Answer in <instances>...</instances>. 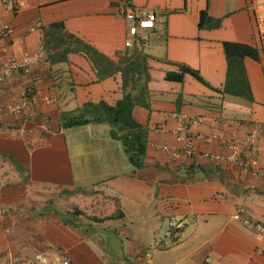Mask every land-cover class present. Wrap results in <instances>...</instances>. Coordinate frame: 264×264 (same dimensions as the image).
<instances>
[{
  "label": "crops",
  "instance_id": "crops-1",
  "mask_svg": "<svg viewBox=\"0 0 264 264\" xmlns=\"http://www.w3.org/2000/svg\"><path fill=\"white\" fill-rule=\"evenodd\" d=\"M127 1L155 17L131 47L124 43ZM257 11L264 3L255 9L250 0H0V31L10 29L0 40L6 49L0 63L32 58L29 74L12 72L0 81V264H35L36 254L68 264H203L205 257L211 264H264V54ZM202 12L211 22L200 28ZM56 23L69 50L58 46L51 58L45 29ZM70 39L102 58L74 49ZM225 42L246 46L251 101L221 92ZM130 60L141 66L128 72L136 82L125 84ZM93 61L106 71L100 78ZM177 65L200 82L189 74L181 82L165 80ZM145 76L144 101L132 112L146 132L140 168L108 124L61 127V113L138 94ZM26 90L30 99L15 116L11 110ZM181 117L201 118L189 126L191 157L182 152L186 140L172 133ZM212 134L235 140L245 154L260 152L262 174L212 159L230 152ZM235 213L250 225L233 219ZM171 218L178 231L169 241L162 233Z\"/></svg>",
  "mask_w": 264,
  "mask_h": 264
},
{
  "label": "trees",
  "instance_id": "trees-1",
  "mask_svg": "<svg viewBox=\"0 0 264 264\" xmlns=\"http://www.w3.org/2000/svg\"><path fill=\"white\" fill-rule=\"evenodd\" d=\"M210 19L205 12H202L199 17V27L202 28L210 23ZM46 36L49 38L48 43L53 45L49 57L58 55L55 49L58 46L64 47V54L69 50L68 36L63 32V25L61 23L52 24L45 29ZM70 44L74 49H81L86 55L94 56L97 59L102 58V55L97 51L84 45L77 39H70ZM223 51L227 62V72L224 85L221 89L223 94H229L236 97H241L248 101L252 100L251 91L247 81L246 73L243 67L242 60L245 55L246 46L241 43L225 42L223 43ZM138 56V53H133L130 56ZM128 59H126L127 61ZM94 68L100 76L105 74V70L100 72L98 63L92 62ZM127 72L122 73L123 82L126 84L128 79V72L137 69L141 64H136V61L127 64ZM177 72H167L165 80L173 82H181L184 74H189L194 79L200 82L196 72L182 66L177 65ZM100 72V73H99ZM148 77L145 76L142 82L141 90L138 94L132 95L130 92L124 93L113 105H109L103 101L97 103H85L81 108L74 112H67L60 114V123L62 128H71L89 123H106L110 127V136L121 142L124 152L129 162L135 167L140 168L144 164V156L146 151V132L133 118V108L136 104H142L144 101V94L146 92L145 84ZM139 82V81H137ZM97 221V219H94Z\"/></svg>",
  "mask_w": 264,
  "mask_h": 264
},
{
  "label": "built area",
  "instance_id": "built-area-1",
  "mask_svg": "<svg viewBox=\"0 0 264 264\" xmlns=\"http://www.w3.org/2000/svg\"><path fill=\"white\" fill-rule=\"evenodd\" d=\"M3 2H15L17 0H2ZM253 7L256 9L263 5L264 0H250ZM123 16L126 21V37L124 39V43L126 47H131L133 45V38L138 34L139 30L151 28L154 22V15L151 13H147L143 10L136 9L130 2H125L123 5ZM256 25H257V33H258V41L261 48V51L264 54V11H257L256 14ZM10 33V29L5 27L2 31H0V40L5 38ZM5 47L0 46V52H5ZM0 63V81H2L7 75H10L12 72L21 71L24 74L30 73L29 65L32 62V58L25 54L22 58L18 59L15 57H9L5 62L1 61ZM35 82L40 81L39 78H35ZM34 84V83H33ZM27 90L23 91L20 95L21 101H17L14 104L11 112L18 116L24 101H28L30 98L27 97ZM3 110L0 108V116ZM201 123L200 117L193 118H180V124L172 130V133L179 139H185L186 142L182 147V152L191 157L196 154L194 145L192 142V138L194 135L189 131V126H199ZM157 130L162 131L161 127H158ZM210 138L217 139L219 144L225 146L229 149V154L226 157L211 155L212 159L216 161L227 160L236 165H238L244 172L257 176L262 174L261 165L259 162L260 152H254L251 154H245L242 151L241 145L235 140H227L222 136H217L212 134ZM162 150H169L167 146H163ZM233 219L241 221L244 225H250V222L246 218H241L239 213H235L233 215ZM254 230L258 229V226H253ZM178 231V226L174 220L171 218L168 221L167 228L163 231V238L167 240H173L176 237ZM33 262L35 264H68V261L61 260L60 262L51 261L48 256L44 254H36L33 258ZM203 264H211L210 258L205 257L203 260ZM219 264V263H213Z\"/></svg>",
  "mask_w": 264,
  "mask_h": 264
},
{
  "label": "rangeland",
  "instance_id": "rangeland-1",
  "mask_svg": "<svg viewBox=\"0 0 264 264\" xmlns=\"http://www.w3.org/2000/svg\"><path fill=\"white\" fill-rule=\"evenodd\" d=\"M147 248H148V250H150V252H152L151 245ZM152 253L154 254V252H152ZM175 258L178 260V257L176 255H175ZM154 259H155V257H154ZM171 259L174 260V257H171Z\"/></svg>",
  "mask_w": 264,
  "mask_h": 264
}]
</instances>
